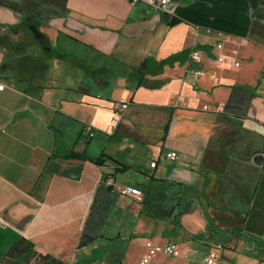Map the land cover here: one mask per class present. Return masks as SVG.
<instances>
[{
    "label": "crops",
    "instance_id": "crops-1",
    "mask_svg": "<svg viewBox=\"0 0 264 264\" xmlns=\"http://www.w3.org/2000/svg\"><path fill=\"white\" fill-rule=\"evenodd\" d=\"M2 84L0 261L264 264V0H0Z\"/></svg>",
    "mask_w": 264,
    "mask_h": 264
},
{
    "label": "built area",
    "instance_id": "built-area-1",
    "mask_svg": "<svg viewBox=\"0 0 264 264\" xmlns=\"http://www.w3.org/2000/svg\"><path fill=\"white\" fill-rule=\"evenodd\" d=\"M137 1V0H135ZM144 2H147L153 6L156 7H164L168 4L169 0H142ZM202 55L199 51H194L192 53V59L194 61H201L202 60ZM222 61V58H220ZM5 87L4 84L0 85V90H3ZM123 108H127L126 104H123ZM93 135V133H91ZM179 158L177 152L171 151V152H166L162 154L161 159L163 160H171V161H176ZM157 165V161H153L150 163L151 168H155ZM105 185L108 187H114L115 184V178L113 176H109L105 180ZM122 193L134 200H138L142 196V192L140 188H135V187H124L122 190ZM146 248H147V254L140 260L139 264H150L151 261L160 253H165L171 256H179L181 254V251L179 250L178 246L174 243H169V244H155L152 241L148 239L146 242ZM217 250L210 251V253L204 258L203 264H216L217 261ZM0 264H3L0 261Z\"/></svg>",
    "mask_w": 264,
    "mask_h": 264
},
{
    "label": "trees",
    "instance_id": "trees-1",
    "mask_svg": "<svg viewBox=\"0 0 264 264\" xmlns=\"http://www.w3.org/2000/svg\"><path fill=\"white\" fill-rule=\"evenodd\" d=\"M68 158H86L85 155L72 152L68 154ZM24 257L23 261L18 262L17 259ZM3 264H65L62 261L40 251L34 244L28 240L21 239L17 242L1 260Z\"/></svg>",
    "mask_w": 264,
    "mask_h": 264
}]
</instances>
